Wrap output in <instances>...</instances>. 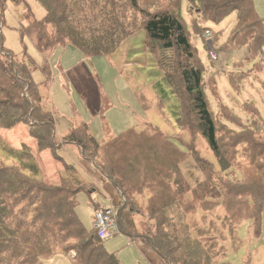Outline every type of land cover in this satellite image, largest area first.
Returning <instances> with one entry per match:
<instances>
[{
    "label": "trees",
    "instance_id": "trees-1",
    "mask_svg": "<svg viewBox=\"0 0 264 264\" xmlns=\"http://www.w3.org/2000/svg\"><path fill=\"white\" fill-rule=\"evenodd\" d=\"M7 1L23 0H0V25ZM37 1L44 7L45 15L20 29L21 40L31 34V27L38 25L41 34L52 37L56 31L84 55H107L125 37L143 29L142 45L155 54L164 79L179 100L176 122L188 131L190 141L170 139L158 127L148 124L139 131L133 126L125 128L99 142L90 134L86 123L57 139L54 118L50 110L41 106L38 89L46 85L51 72L47 59L43 58L39 64L46 78L34 82L27 67L29 61L34 66L33 58L25 49L20 58L10 53L4 47L1 33L0 128L26 125L29 135L37 141L36 149H51L53 157L69 170H73L72 165L64 163L57 150L62 144L78 146L82 158L120 196L114 208L122 235L129 240L143 239L167 264H226L222 261L225 246L218 244L217 239L221 231L215 234L216 219L207 218L219 215L218 207L223 210L220 225L228 230L234 250L242 246L237 233L240 222L251 220L253 236H261L264 120H258L261 116L258 108L248 102L239 104L242 116L229 113L225 104L219 105L221 114L214 113L205 88L210 79H204L203 62L182 14L185 0ZM186 1L187 10L215 23L234 11L230 43L220 47L229 51L244 46L248 52L246 61L264 67V17L257 14L253 0ZM129 14L139 20L133 21ZM111 27L117 28L116 34ZM63 39L44 41L43 34L33 44L44 53ZM234 86L238 93L239 84ZM103 128L106 129L105 123ZM195 137L206 144L221 170L238 163L242 180L217 183L213 178L215 169L207 167L210 162L206 159V164L201 166L202 157L198 156L195 163L204 176L192 185L180 165L186 155H191L194 146L191 139ZM4 148L11 162L0 159V264H45L47 258L71 252H74L70 257L73 264H120L116 252L108 251L96 231L86 228L76 215V195L87 191L92 183L73 178L75 174L71 172L68 177H60L59 183L50 184L42 180V171L29 151L8 145ZM188 215L194 220L192 225L185 219ZM135 217L139 222L145 220V231L140 229ZM192 229L198 230L197 237H192ZM214 234L211 240L201 239ZM245 259V264H249L251 255ZM260 264H264V254Z\"/></svg>",
    "mask_w": 264,
    "mask_h": 264
},
{
    "label": "rangeland",
    "instance_id": "rangeland-1",
    "mask_svg": "<svg viewBox=\"0 0 264 264\" xmlns=\"http://www.w3.org/2000/svg\"><path fill=\"white\" fill-rule=\"evenodd\" d=\"M187 3L186 0L182 2V14L192 33L191 41L197 47L199 58L203 62L204 79H210L205 88L214 113L221 114L219 105L225 104L228 106L229 113L236 112L242 116L239 104L248 102L258 108L261 115L258 120H264V67L253 64L252 61H246L248 52L244 46L239 45L229 51L220 47L223 43H230L235 12L215 23L203 20L198 12L187 10ZM253 4L257 14L264 17V0H253ZM44 15L45 9L37 0H23L19 3L7 1L0 33L4 47L10 53L20 58L22 50L25 49L33 58L34 66L29 61L27 67L31 71L34 82H41L46 78L39 64L43 58L47 59L51 72L46 85H40L38 89L42 98L41 106L50 110L54 118L57 139L68 130L86 123L90 134L99 142H104L125 128L133 126L139 131L148 124L158 127L164 136H169L170 139L190 141L188 131L182 130L176 122L179 115V100L164 79L163 70L158 65L155 54L142 45L145 35L143 29L125 37L111 54L91 56L82 54L56 31L52 37L43 33L44 41L47 38H61L63 41L51 50L40 53L33 44L43 35L40 28H37L38 25L33 29L31 27V34H26L22 40L20 29ZM129 16L133 21L139 20L137 16L131 14ZM114 28L111 27V29ZM117 31L115 28V34ZM207 32H209L208 35ZM216 36L218 39L215 40ZM210 47L217 50L218 58L215 60L209 55ZM241 72L244 75L238 74ZM230 75L234 77L231 78ZM236 84L240 86L238 93L235 91ZM243 118L248 120L246 116ZM103 123L106 124V129L103 128ZM34 131L38 133V130ZM36 142L29 135L27 126L22 123L10 129L0 128V159L4 163L11 162L8 151L4 148V145H8L14 149L29 151L39 165L42 180L45 182L59 183L60 177H68L73 172L75 174L73 178L92 183L77 163L81 154L78 146L62 144L57 150L64 163L72 165L73 170H69L64 167L62 161L53 157L51 149L46 148L40 151L35 149ZM191 145H194L192 148L195 147L197 151L190 149L191 155H186L180 169L192 185L204 176L195 163L198 156L202 157L201 166L206 164V159L210 162L207 167L215 169L213 178L217 183L226 180H242L243 175L238 163L235 162L229 168L221 170L216 158L200 138L191 139ZM76 200V215L86 228L91 226L93 207L98 204L105 206L109 202L103 196L102 187L98 183H92L87 191L79 192ZM217 210L221 211L219 215H208L207 218L208 221L209 218L216 219L218 226L213 225L215 234L221 231V236L217 239L218 244L225 246L222 261L226 264H245V258L251 255L249 264H260L264 254V230L261 236L255 238L252 234V221L240 222L237 233L242 240V246L234 250L228 230L223 224L220 225L223 218L222 207H218ZM200 214L201 212L198 211L197 216L199 217ZM190 217L191 215H188L185 219L192 225L194 220ZM135 219L139 222L137 217ZM139 224L140 229L145 231L147 225L145 220L140 219ZM197 231L191 230L192 237L198 236ZM215 234L201 236V239L211 240ZM121 237L125 238L124 235H115L102 240L104 247L108 251L113 250L108 246V242L117 243L122 240ZM128 249L129 253H124L125 257H122V264H148L143 255L138 252V248L129 245ZM73 255L74 252L70 255L58 253L47 258L44 263L73 264L70 258Z\"/></svg>",
    "mask_w": 264,
    "mask_h": 264
},
{
    "label": "crops",
    "instance_id": "crops-1",
    "mask_svg": "<svg viewBox=\"0 0 264 264\" xmlns=\"http://www.w3.org/2000/svg\"><path fill=\"white\" fill-rule=\"evenodd\" d=\"M34 147L36 149V143L34 144ZM81 154H80L79 159L77 160L79 167H81V170H83L84 174H86L91 179V182L93 184L98 183V185L102 187V194L109 201L108 205H105V206H111V207L113 206L114 208L115 204H117L120 200V196L118 192L111 185V183H109V181H107L106 178L97 171V169H95L87 160L82 158ZM105 206H101L98 204V205H95L93 208L97 209L98 207H105ZM92 223H91L90 228H93ZM118 235H122V234L120 233ZM129 245H133L134 247L138 248V252H140L143 255V257L146 259L148 264H167L162 258L156 255L148 247L145 241L141 238H135V239L129 240L127 237H125V238H122V240L118 241L117 243H114L111 241L108 242V246L110 247V249H113L111 251L116 252L120 264H122V261H123L122 257H125L124 253H129V249H128Z\"/></svg>",
    "mask_w": 264,
    "mask_h": 264
},
{
    "label": "built area",
    "instance_id": "built-area-1",
    "mask_svg": "<svg viewBox=\"0 0 264 264\" xmlns=\"http://www.w3.org/2000/svg\"><path fill=\"white\" fill-rule=\"evenodd\" d=\"M208 34L209 32H207V35ZM209 55L214 60L218 58L217 50L213 47H210ZM92 222L93 229L101 240L111 238L112 236L121 233L117 224V213L113 206L98 207L97 209H94Z\"/></svg>",
    "mask_w": 264,
    "mask_h": 264
}]
</instances>
